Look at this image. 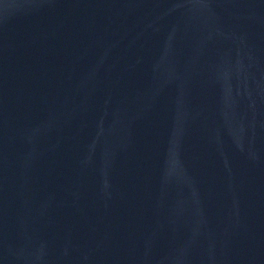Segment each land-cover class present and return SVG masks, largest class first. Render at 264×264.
<instances>
[{"label": "water", "instance_id": "obj_1", "mask_svg": "<svg viewBox=\"0 0 264 264\" xmlns=\"http://www.w3.org/2000/svg\"><path fill=\"white\" fill-rule=\"evenodd\" d=\"M264 111V0H0V264H178Z\"/></svg>", "mask_w": 264, "mask_h": 264}]
</instances>
